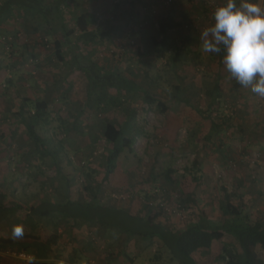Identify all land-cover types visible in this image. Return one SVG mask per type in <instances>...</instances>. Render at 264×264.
Returning <instances> with one entry per match:
<instances>
[{"label": "trees", "instance_id": "16d2710c", "mask_svg": "<svg viewBox=\"0 0 264 264\" xmlns=\"http://www.w3.org/2000/svg\"><path fill=\"white\" fill-rule=\"evenodd\" d=\"M209 1H205V12H211L209 14L213 17L214 11L211 10ZM258 1L260 0H252L253 3ZM0 3V93L7 99H12V104H14L10 93L12 89L16 90L20 98L17 106L8 109V112L11 111L3 120L9 119L8 131L12 136L19 127H24L26 140L19 145L20 149H26L21 153L24 160L29 159L30 153L38 159L39 168L56 169L61 177V181H58L64 182L55 188L54 192L43 190L42 194L32 193L29 196L26 193V186L22 185L24 191L18 193L21 188L17 187L18 184L7 183L9 189L6 190L7 187L2 185L4 179L0 181V188L5 189L4 192L0 190V229L10 221H14V225L21 229L19 235L21 239H11L10 243L0 241V251L3 250V253L8 250L24 251L36 258L35 262L29 264H52L51 260L60 250V229L62 225L65 223L69 225L68 223L72 221L74 225H70V228L73 230L84 226L91 229L112 228L123 232L128 239L144 243L146 248H151L157 243L158 253L152 259L153 264L165 260L168 264H202L194 255L201 251H210L215 242H223L222 251L216 257L217 264H264V219H254L246 210V202L236 205L224 187H221L223 193L220 200L221 219L212 222L205 216V212L201 211L197 221L182 229H174L158 222L157 219L162 212L156 210L159 207L154 205L153 197L149 194L145 195L143 209L137 214L125 208L101 203L98 193L88 200L71 198V179L63 171L68 164L73 165L70 158L73 150L69 149L66 141L58 140L50 134V126L53 102L57 100L66 105L71 104L69 89H62L60 85L67 82L72 73L83 72L88 80V106L95 112L92 118L106 115L112 106L110 103L116 105L119 101L117 97L121 96L141 99L149 107L157 106L163 114L171 110L164 102L162 94L149 89L148 86L151 84L147 82V75L140 79L137 70L132 72V75H127L121 69V65L114 67L107 58L105 59L104 53L111 51L110 45L119 37L123 41L130 38V44L126 40L125 45L136 47V53L132 58L140 62L139 60L145 56L143 46L133 41L135 39L132 40L130 33L133 29L130 26L132 23L130 19L137 10L136 4L142 3V0L138 3L135 0L130 1L127 11L119 14L105 10L100 15L84 7L85 0H80V3L78 0H0ZM174 7L175 5L165 8ZM202 11L204 12V7ZM100 17H104L105 20L102 25L99 22ZM12 21L15 22L14 28L10 29ZM120 21L124 22L125 28L119 26ZM19 22L20 27L17 26ZM3 31L8 32V35L3 34ZM140 31L138 28L137 32ZM188 31L190 24L176 13L169 12L159 19L158 35H153L150 40L157 59L172 49L171 46L176 41L174 36L187 34ZM185 46V43L178 45V50L169 59L176 77L177 67L182 65L181 62L188 60L187 55L183 54ZM100 50L102 52L99 56L95 52ZM194 51L192 54L199 57V51L196 49ZM5 53L7 57H1ZM188 54L190 55L189 52ZM223 55V52L212 53L219 68L226 70ZM225 72L226 76L232 78L227 70ZM178 77L179 80L184 79L182 75L178 74ZM47 80H52L53 84ZM206 84L205 89L195 90L193 94L196 97L195 103L179 82L169 98H172L174 103L192 108L203 120L209 121L210 130L204 137L208 146L209 143H222V133L229 129L231 119L223 117L219 121L212 117V111L215 107H220L223 101L221 78L216 77ZM192 86L195 87L194 84ZM241 88V85L235 83L232 91L239 92ZM51 89L58 94L51 92ZM112 90L116 91L118 96H113ZM26 92L34 96L31 97ZM49 94L53 96L47 98ZM202 94L209 99L206 111H202L199 102L196 103ZM95 95H98V98H95ZM123 107L120 110L124 112L126 119L122 123L116 119L103 118L100 124L103 139L109 147L102 162L105 171L104 181H108L116 173L125 151L135 153L134 145L143 133L136 123V109ZM84 110L82 108L79 112L83 113ZM11 159L10 153L6 157V163L2 164L3 168L9 167ZM14 159L17 160L15 157ZM199 164V161L194 162L192 169L199 172ZM98 173L97 169L92 167L78 173L77 176L86 185V191L91 192L95 189V176ZM76 174V171H73L72 175ZM174 175L172 169L164 171V191L156 188L155 193L166 196L167 193L179 190V183ZM192 179L196 183L201 181L198 175H193ZM46 186L44 182V187ZM10 195L14 197L10 198ZM26 197L29 205L21 201ZM178 197L183 203H197L192 195L180 190ZM20 210H24L25 214L18 217L17 213ZM23 228L28 232H22ZM44 230H48L50 235L43 236ZM121 250L125 260L133 263L134 260L125 253V249Z\"/></svg>", "mask_w": 264, "mask_h": 264}, {"label": "rangeland", "instance_id": "374dc122", "mask_svg": "<svg viewBox=\"0 0 264 264\" xmlns=\"http://www.w3.org/2000/svg\"><path fill=\"white\" fill-rule=\"evenodd\" d=\"M205 1L185 0L180 8L185 12H181L180 6L172 9L165 8L161 0H142V3L136 4L137 10L130 20L138 24L141 32H145L141 44L145 56L139 60L140 62L132 58L136 53V47H127L125 42L127 40L130 44V38L123 41L121 37L110 45L111 51L104 53L105 59L107 58L114 67L121 65V69L127 75H132L135 70L138 71L140 79L147 75V82L151 84L148 86L149 89L162 94L164 102L171 107L167 113L160 112L157 106L149 107L141 99L121 96L117 97L119 101L116 105L110 103L112 106L106 115L92 118L95 112L88 106L89 90L85 74L75 71L67 82L60 85L62 89H69L71 104L66 105L57 100L53 102L50 134L58 140L66 141L69 149L73 150L70 153L73 165L63 166V173L71 179L70 190L73 200H88L89 197L98 193L101 203L125 208L137 214L143 209L145 195L149 194L153 197L154 205L159 207L156 210L162 212L157 219L158 222L174 229H182L197 221L201 211H204L205 216L212 222L219 221L221 219L220 200L223 195L221 187H224L236 205L246 202V210L254 219H264V97L253 93L250 87H242L239 92L232 91L237 82L226 76L225 68H219L212 53H205L201 47L195 46L201 32L199 18L203 15L208 18L211 13L205 12ZM78 2L80 3V0ZM209 2H214V6L218 7L222 6L226 0H210ZM239 2L240 0H237V3ZM258 4L264 8V0L258 1ZM83 6L88 7V0H85ZM211 10L214 11L212 5ZM169 12L176 13L178 17L189 23L190 31L184 35L174 36L176 41L172 44V49L157 59L150 40L153 35H158V20ZM210 18L205 19L207 23L204 29L208 28L210 21L213 20ZM103 19L100 17V25L104 24ZM11 23L12 26L9 25V28L13 29L15 22ZM20 24L21 22L17 23V26L20 27ZM3 34L8 35V32L3 31ZM133 41L138 43L137 40ZM184 43L186 46L183 54L187 55L188 60L181 62L182 65L177 67L176 77L169 59L178 50V45ZM194 49L199 51V57L193 55ZM101 52L100 50L95 53L100 56ZM5 56L7 57L6 53L1 57L5 58ZM178 74L184 79L179 80ZM216 77L221 78L223 101L220 107L217 106L212 111V117L219 121L223 117H229L231 120L229 129L222 133V143H209L206 146L204 137L210 130L209 121L203 120L202 116L192 108L172 102L169 95L175 92L174 89L179 82L191 95V101L195 103L196 97L193 95L195 90L205 89L206 83ZM193 84L195 87L192 86ZM55 87L60 89L57 85ZM16 89L18 90L19 87ZM51 92L56 91L51 89ZM10 93L14 104L11 103L12 99L9 100L0 93V158L2 159L0 181L4 179L3 187H7L6 184L9 182L18 184L17 187H21L18 193L24 191L22 185L26 186L28 195L42 194L43 190L54 192L55 188L64 183L58 181H61V177L56 169L39 168L38 159L30 153L29 159L24 160L21 153L26 149H20L19 146L26 140L24 127H19L12 136L8 131L9 119L3 120L11 111L8 112V109L17 106L20 102L16 90L12 89ZM111 93L113 96H118L114 90ZM26 94L34 96L28 92ZM202 95L196 103L199 102L202 111H206L209 99L204 96L205 94ZM49 96L53 95L49 94L46 97L49 98ZM95 98H98V95H95ZM122 107L136 109V123L143 133L136 140L135 153L125 151L116 173L108 181H104L105 171L102 162L109 147L103 139L100 124L103 118L116 119L122 123L126 119L124 112L120 110ZM82 108L85 109L83 113L79 112ZM10 153L11 164L5 169L3 165ZM196 161L200 162L199 172L192 169ZM89 167L99 172L95 176V189L91 192L86 191V185L77 176L78 173L89 170ZM168 169L175 172L174 177L178 180L179 190L192 195L197 203L181 202L178 197L179 190L167 193L166 196L155 193L156 188L164 191L163 172ZM73 171L77 173L75 176L72 175ZM193 175H198L201 181L199 183L193 181ZM44 182L47 184L46 187ZM8 189L9 187L6 188ZM0 190L5 191L3 188ZM14 194L16 196V193ZM13 197L10 195V198ZM21 201L29 205L27 197ZM24 214L25 211L20 210L17 216ZM68 224L65 223L60 229V250L51 260L52 264H153L152 259L158 253L157 243L151 248H146L144 243L128 239L123 232L120 233L112 228L91 229L84 226L73 230L70 225L73 226L74 222L70 221ZM16 227L14 221L5 223L0 229V241L10 243L11 239H21L14 235ZM23 231L28 232L26 228H23ZM49 235L50 232L44 230L43 236ZM122 248L134 260L133 263L125 260L121 254ZM222 248L223 242H215L210 251H201L194 256L202 264H217L216 257L221 253ZM2 251H0V264H24L6 256ZM157 264L168 263L165 260Z\"/></svg>", "mask_w": 264, "mask_h": 264}, {"label": "clouds", "instance_id": "9594fccd", "mask_svg": "<svg viewBox=\"0 0 264 264\" xmlns=\"http://www.w3.org/2000/svg\"><path fill=\"white\" fill-rule=\"evenodd\" d=\"M200 42L205 53L223 52L231 77L264 97V8L252 0H226L214 10L213 24L201 32ZM20 234L16 227L14 235Z\"/></svg>", "mask_w": 264, "mask_h": 264}, {"label": "crops", "instance_id": "0c3cea01", "mask_svg": "<svg viewBox=\"0 0 264 264\" xmlns=\"http://www.w3.org/2000/svg\"><path fill=\"white\" fill-rule=\"evenodd\" d=\"M130 1H132V0H88V8L94 10L99 15L102 14L105 10H108V12H114L116 14H119L120 12H123L126 9L129 8L128 5H129ZM184 1L185 0H179V1H177L176 4H175V6H180L179 7V9H180L181 8V5L184 3ZM135 2L138 3V2H140V0H135ZM98 11H99V13H98ZM180 11L181 12H185L184 9H180ZM209 16H211V14H209ZM198 17H200V16H198ZM102 18H104V17H102ZM205 19H208V18H206V16H204V15H203V17H200L199 18V22H200L199 24L201 26V29H200L201 32L204 30V27L206 26V23H207V22L205 23V21H206ZM120 22H119V26L125 28L124 22H121V24H120ZM212 24H213V20L210 21L209 27L212 26ZM131 26L133 27V29H131V31H130V33L132 34L131 38L134 37V39L137 40L138 45L142 44L143 36L145 35V32L144 31L137 32V30H138V24L135 21H133V20H132V25ZM197 27H198V24H197ZM200 30H199V32H200ZM201 32H200V34H201ZM191 36L194 37L195 34H193ZM195 43H196L195 46L197 48H200V43H201L200 42V38H197V41ZM47 81L50 84L53 82L52 80H47Z\"/></svg>", "mask_w": 264, "mask_h": 264}, {"label": "built area", "instance_id": "2783aa9c", "mask_svg": "<svg viewBox=\"0 0 264 264\" xmlns=\"http://www.w3.org/2000/svg\"><path fill=\"white\" fill-rule=\"evenodd\" d=\"M163 5L167 8L172 7L173 5L176 4L177 1L179 0H161ZM212 5V9H216L217 7L214 6V2L210 3V6ZM3 254H5L6 256L15 259L16 261L20 262V263H24V264H29V263H33L36 261V258L33 255H30L24 251H12V250H8L6 252H4Z\"/></svg>", "mask_w": 264, "mask_h": 264}]
</instances>
